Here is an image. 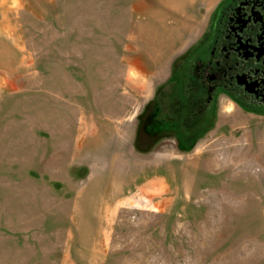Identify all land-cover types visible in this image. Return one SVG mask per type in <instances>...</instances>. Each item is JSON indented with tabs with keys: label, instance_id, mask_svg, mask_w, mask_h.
Masks as SVG:
<instances>
[{
	"label": "rangeland",
	"instance_id": "obj_1",
	"mask_svg": "<svg viewBox=\"0 0 264 264\" xmlns=\"http://www.w3.org/2000/svg\"><path fill=\"white\" fill-rule=\"evenodd\" d=\"M220 1L0 0V264H264V113L146 125Z\"/></svg>",
	"mask_w": 264,
	"mask_h": 264
},
{
	"label": "flooded vegetation",
	"instance_id": "obj_2",
	"mask_svg": "<svg viewBox=\"0 0 264 264\" xmlns=\"http://www.w3.org/2000/svg\"><path fill=\"white\" fill-rule=\"evenodd\" d=\"M191 56L178 72L180 94L159 102L147 128L195 142L221 96L244 111L264 113V0H221ZM211 119V121H212Z\"/></svg>",
	"mask_w": 264,
	"mask_h": 264
},
{
	"label": "crops",
	"instance_id": "obj_3",
	"mask_svg": "<svg viewBox=\"0 0 264 264\" xmlns=\"http://www.w3.org/2000/svg\"><path fill=\"white\" fill-rule=\"evenodd\" d=\"M152 73H154V72H152ZM155 77H156V76H155ZM157 77H158V76H157ZM157 77H156V78H157ZM154 81H155V80H154ZM154 81H153L152 84H153V86L155 87V85H154L155 82H154ZM156 94H157V91H156V88H155V89L153 90V94H152L153 97H151V98L153 99V98L156 96ZM151 98H149V100H150ZM152 99H151V100H152Z\"/></svg>",
	"mask_w": 264,
	"mask_h": 264
}]
</instances>
